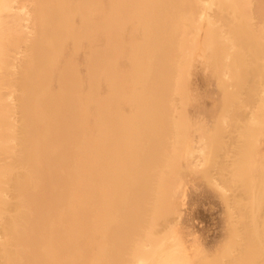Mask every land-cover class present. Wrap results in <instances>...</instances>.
<instances>
[{"label":"bare ground","instance_id":"obj_1","mask_svg":"<svg viewBox=\"0 0 264 264\" xmlns=\"http://www.w3.org/2000/svg\"><path fill=\"white\" fill-rule=\"evenodd\" d=\"M66 1L0 0V264H218L205 251H191L181 237L177 206L181 179L162 185L151 181L148 172L150 162L155 166L164 159L167 166L184 159L191 168H203L211 178V132L206 133L190 118L168 130L166 117L162 122L156 117L160 109L155 103L163 99L173 105L168 117L180 118L169 97V83L176 82L172 74L163 73L162 78L159 72H151L147 78L136 79L122 62L114 77V110H110L105 96L110 87L99 79L105 65L97 49L102 42L99 35L107 29L99 32L101 25L88 8L67 24L63 9L71 2ZM200 2L201 8L193 13L209 20L208 46L222 37L234 47L240 41L233 34L234 23L225 29V22L211 18V10L229 9L236 18V9L243 2L193 3ZM80 27L84 32L94 29L89 50L82 57L89 58L87 78L93 89L85 92L88 79L73 78L65 70L70 64L77 68L66 42L77 36ZM181 27L188 30L189 25ZM155 37L160 40L161 36L155 33ZM120 38L119 44L124 43L123 36ZM171 43L156 42V48ZM195 46L193 41L189 50ZM250 46V41L242 46L246 55ZM189 53L194 57V51ZM182 54H168L165 59L153 54V58L163 67ZM232 58L228 49L213 57L221 61L224 76L233 70ZM149 84L152 87L147 88ZM159 85L166 92L157 91ZM126 86L133 88L127 96ZM138 87L147 88L149 95L158 94L152 97V107L143 109L141 100H136ZM83 92L88 101L100 105L94 124L93 113L87 115ZM146 104L144 101L142 106ZM246 119L252 126L260 122L254 112ZM23 124L27 126L23 128ZM254 150L256 155H264V142ZM252 171L248 187H221L241 211L233 219L237 216L243 221V200L256 199L262 190L263 168ZM88 172L91 177L85 184L82 178ZM217 173L223 176L222 171ZM177 176L181 178V172ZM255 205L253 202L252 207ZM254 224L259 236L251 239L243 238L249 229L240 226L238 219L232 222L233 235L246 245L240 243L236 248L234 241L225 264H264V231L260 232L259 222Z\"/></svg>","mask_w":264,"mask_h":264},{"label":"rangeland","instance_id":"obj_2","mask_svg":"<svg viewBox=\"0 0 264 264\" xmlns=\"http://www.w3.org/2000/svg\"><path fill=\"white\" fill-rule=\"evenodd\" d=\"M58 1L59 4L64 2ZM68 1L71 3L63 9L67 24L78 18L81 10L88 8L101 25L99 32L107 29L99 35L102 42L97 49L102 64L105 65L99 72V79L110 87L105 94L110 110L114 108L111 100L114 95L112 85L114 77L117 76V67L119 69L122 62L123 66L132 69L131 72L135 73L133 78L136 79L147 78L151 72H159L162 78L166 76L162 75L163 73L169 76L172 74L176 82L169 83L172 88L169 97L174 100L180 118L176 120L168 117L173 112V105H168L163 99L155 103L156 109H160V113L155 115L161 122L166 121V117L169 121H166L168 130L174 126L179 128L181 122L190 118L197 126L203 127L206 133L211 132V178L205 174L203 168H191L184 159H181V162L170 161L167 166L162 162L164 159L155 166L150 162L148 172L151 181H159L162 185H166L165 181L178 182L181 179V193L177 205L181 214V237L191 251H205L211 255V262L225 264L224 262L230 259L229 249L233 242H237L236 248L241 243L233 235L232 222L238 219L240 226L243 224L247 231L249 229V233L243 238L252 239L259 236L253 230L255 222L261 225L260 232L264 231V174L260 176L259 186L262 190L258 192L257 198L252 200L248 197L243 200L246 204L242 206V212L246 214L243 221L237 216L233 219L237 215L235 212L241 211L234 207L236 200L229 199L221 188L248 187L252 169L259 167L264 170V155H256L254 150L264 142V0H241L243 3L236 9V18L229 9L211 10V18L225 22V29H231L229 27L232 25L233 34L240 40L234 47L222 37L216 38L211 46H208L206 34L211 27L207 18L195 17L193 12L202 6V2L199 5L193 3L195 0H87L85 3L83 0ZM230 22L234 24L230 25ZM181 24H188V30L182 28ZM93 33L94 29L84 32L82 27L76 37L67 38L66 42L73 50L78 69L76 66L70 67V64L65 70L69 72L68 76L73 78L80 77L85 81L88 79L84 92L93 90L90 79L87 78L89 58H82L84 51L89 50L88 41ZM155 33L160 34V40H157ZM121 36L124 43L119 44ZM171 40L173 44L166 48H156V42ZM193 41H196V46L189 50ZM247 41H250L251 46L250 53L246 55L242 46ZM120 45H123L121 52ZM223 49H228L233 56V70L229 76L222 74L221 61L213 59ZM193 51L194 57H190L189 52ZM178 52L184 54L175 62L163 67L153 58V54L165 59L166 55L175 56ZM179 63H182L183 67H180ZM36 70L41 74L37 68ZM155 84L158 86L160 83ZM148 87L152 86L149 84ZM138 88L136 100H141V107H152V97H157L158 94L149 95L147 88ZM132 89L124 87V95L131 94ZM157 91L163 93L166 89L159 85ZM84 92L82 100L87 115L93 113L91 122L94 124L100 105L96 100L88 101V95ZM115 92L117 94V88ZM101 95L103 97V94ZM144 101L147 103L145 107L142 106ZM169 107L171 108L168 109ZM252 112L257 114L260 121L253 126L246 119ZM25 126L27 125L23 124V128ZM218 171H222L223 176H218ZM178 172H181V178L177 176ZM158 173L161 177L157 176ZM90 177L91 173L84 174L82 179L85 184ZM227 193L231 195L232 191ZM253 202L256 203L254 207Z\"/></svg>","mask_w":264,"mask_h":264}]
</instances>
